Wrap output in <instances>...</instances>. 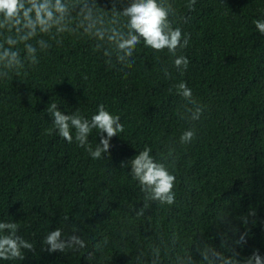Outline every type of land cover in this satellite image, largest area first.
<instances>
[{
  "label": "trees",
  "instance_id": "1",
  "mask_svg": "<svg viewBox=\"0 0 264 264\" xmlns=\"http://www.w3.org/2000/svg\"><path fill=\"white\" fill-rule=\"evenodd\" d=\"M172 2L175 26L190 37L177 53L189 59L186 71L172 66L166 50L143 45L131 68L115 59L110 67L92 51L94 42L69 37L40 53L26 76L0 80V221L18 223V235L35 244V254L25 251L24 260L0 264H136L139 250L147 252L158 237L167 241L173 230L180 236L177 249L190 247L200 234L219 247L225 226L216 223L224 210L238 229L228 233L229 245L241 256L254 249L264 256V36L252 22L264 15V0H196L192 11L188 0ZM98 3L111 7L109 0ZM180 81L206 106L199 121L179 115L186 105L174 87ZM53 102L65 115L78 109L90 119L100 104L118 114L125 129L110 140V157L93 160L78 146L75 130L72 143L55 130L49 134L47 106ZM190 126L197 139L182 146L179 137ZM99 139L93 130V148ZM145 145L157 159L165 145L175 147L177 200L172 206L152 202L144 217H136L131 206H142L143 194L130 167L120 165ZM250 207L256 216L249 218L246 243L236 245L245 229L233 217ZM73 226L86 249L41 251L49 231L71 233ZM105 236L108 245L89 261L87 253Z\"/></svg>",
  "mask_w": 264,
  "mask_h": 264
},
{
  "label": "clouds",
  "instance_id": "2",
  "mask_svg": "<svg viewBox=\"0 0 264 264\" xmlns=\"http://www.w3.org/2000/svg\"><path fill=\"white\" fill-rule=\"evenodd\" d=\"M111 7L106 8L98 0H0V80H11L15 76L27 75L29 68H35L40 63V53H47L55 44L62 47L66 38L94 42L92 51L101 53L105 64L113 66V59L122 67L131 68L135 63L137 48L143 45L159 53L167 51L173 57L172 66L178 71H186L190 63L179 49L189 44V35L184 34L179 26H175L177 9L172 0H109ZM223 5L221 0L220 2ZM196 0H188L186 7L192 11ZM188 22V17H184ZM255 29L264 36V15L254 19ZM165 78H171L167 67H161ZM174 87L186 105L184 113H179L181 119L199 121L206 106L193 97L192 89L186 81H180ZM47 113L52 117L51 134L55 130L68 143L75 141L85 149L93 160H99L104 155L110 157V140L124 132L125 126L118 114L109 112L103 104L97 106V112L90 119L81 115L79 110L69 115L63 114L53 102L47 106ZM97 131L99 143L93 148L89 136ZM197 139V130L190 126L179 137L180 145H189ZM165 153L161 159L152 155V148L145 145L137 155L127 162H121V168L130 167L128 173L136 181L143 194L142 206H131L136 217H144L152 202L160 206L176 204V162L175 147L165 145ZM228 211H223L216 226H225L219 233V247L212 245L203 234L191 239L190 247L177 249L180 236L173 230L167 241L158 237V242H152L147 252L139 250L136 264H163V257H168L169 264H264V256L258 250H253L249 256H241L229 245L228 233L233 236L238 229L229 219ZM254 208H249L247 214L233 217L241 221L245 231L239 240L232 243H246L249 218L255 217ZM67 219V218H65ZM150 220V217L148 218ZM255 224V219L251 220ZM151 228V224H149ZM19 225L16 222L0 221V261H22L25 251L35 254V244L18 235ZM79 229L72 227L71 233H65L62 227H57L47 233L41 241V251L79 252L87 248V242L78 234ZM109 243L105 236L102 242L94 245V251H89L86 258L95 259L96 251ZM199 259L195 258V255ZM230 253V254H228Z\"/></svg>",
  "mask_w": 264,
  "mask_h": 264
}]
</instances>
